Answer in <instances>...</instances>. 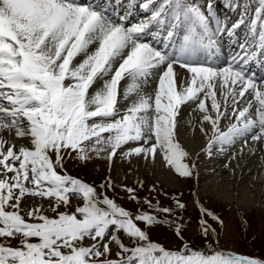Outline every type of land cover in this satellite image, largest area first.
Returning <instances> with one entry per match:
<instances>
[{
	"label": "snow or ice",
	"instance_id": "6c2138e0",
	"mask_svg": "<svg viewBox=\"0 0 264 264\" xmlns=\"http://www.w3.org/2000/svg\"><path fill=\"white\" fill-rule=\"evenodd\" d=\"M155 4L147 0L141 7L151 16L126 26L125 17L113 18L98 0H0V264H264L211 249L208 255L187 243L178 251L165 250L137 223L147 228L162 222L156 215L138 209L133 216L104 194L113 187L111 178L98 192L64 171L65 156L73 153L86 162L90 153L111 161L116 155L155 159L159 152L179 176H191L183 162L188 153L175 139L176 117L189 102L203 113L200 123L211 125L205 151L214 145L223 151L248 136L264 140V80L244 69L257 50L264 52V0L251 21V47L241 45L243 55L223 66L198 57L215 44L199 6L160 0L149 9ZM215 23L221 31L220 21ZM154 24L183 28L182 42L171 51L142 42ZM177 65L188 75L181 78ZM150 80L154 91L145 92ZM232 117L235 122L222 131L221 120ZM200 131L209 135L203 127ZM124 190L137 200L134 189ZM73 196L82 204L72 213L60 211ZM26 197L51 200L55 215H45L42 205L22 207ZM145 203L153 212H171ZM200 211L219 220L202 206ZM200 229L208 235L203 219ZM180 231L177 225V236ZM118 233L134 246L125 245ZM113 243L117 259L110 258Z\"/></svg>",
	"mask_w": 264,
	"mask_h": 264
},
{
	"label": "rangeland",
	"instance_id": "374dc122",
	"mask_svg": "<svg viewBox=\"0 0 264 264\" xmlns=\"http://www.w3.org/2000/svg\"><path fill=\"white\" fill-rule=\"evenodd\" d=\"M192 1L197 3L200 0H189L190 3ZM159 2L160 0L155 7L158 6ZM144 3L139 4V2H136L135 4H139V9H142L141 5ZM200 9L202 10V7ZM235 14L238 18H243L241 12L236 11ZM250 71L254 73L255 69L251 68ZM177 72L183 74L180 70ZM260 80H264V76ZM122 104L124 105V103ZM206 106L211 108L210 100H206ZM121 107L123 109L124 106ZM181 108L186 110V117L183 120L184 134L196 136L193 142V145L195 143L194 147H188L186 143L182 145L181 137L177 128H175L176 141L188 153L183 162L191 167V176H179L171 167L166 166L164 160V167L171 176L155 171L156 163H158V160L156 162L158 154L155 159L151 157L145 158L144 156H132L133 162H138V164L141 161L143 163L147 162V167L150 168L148 169L146 166L141 168L143 172L138 175L141 178L139 182L136 179L128 181L118 178L119 168L123 170V174H128L135 170L136 166L133 162H129L128 158L116 159L115 156L109 161L105 154L97 157L94 153H90L91 159L86 162L77 160L75 153L71 156H65L64 171L96 187L98 192L101 191L99 185L111 178L113 187L103 190L104 194L113 198L117 204L126 210H129L133 216H135L138 209L156 215L162 222L147 228L143 223H137L142 230L147 232L149 241L163 246L165 250L178 251L187 243L191 249L202 251L208 255L211 254L208 251L211 249L231 253L239 257L264 261V162L260 160L258 165L251 167L240 165L241 159L244 157L245 160L246 158L245 153L250 152V157L247 160L256 157V149L251 147L250 142L247 141L245 146L244 141L245 139L248 140V137L237 140L234 145L223 146V151L220 150V145H214L210 153L205 151L211 135L209 133L211 132V125L208 123L201 124L200 121L192 118L193 113L198 112L196 103H192L191 107L183 105ZM228 114L229 116L232 115L231 110H229ZM233 122H235L234 117L232 119H222L220 123L221 130H227L228 126ZM186 124H190V127ZM202 126L208 132V136L200 131L199 127L201 128ZM262 142V147L260 148L261 151H264V140ZM131 146L136 145L133 143ZM206 164L208 165L206 166ZM236 168H241L243 172L239 174ZM57 171H60V169H57ZM213 178L215 179V184L211 181ZM125 188L134 189L137 200L129 199V193L124 190ZM239 190L248 191L253 198L247 203L237 202V192ZM227 192H230L232 196L226 197L225 194ZM242 195L245 198L248 197L243 193ZM30 199H32V202H29ZM145 200L150 201L153 208L158 204L160 209L169 208L171 212L167 214L160 211L153 212L149 209ZM176 200L183 203L185 207L183 209L178 208ZM51 203L52 201L48 199L26 197L22 207L32 206L33 204L42 205L45 210L44 214L52 217L55 213L51 212L49 208ZM81 204L82 200L73 196L71 197V204L68 207L62 205L60 211L72 213ZM201 206L212 212L219 220L202 215ZM202 219L209 226L207 236L203 235L200 229V221ZM177 225L181 229L180 236L176 234ZM213 229L215 230L214 232L212 231ZM118 235L125 245L128 247L134 246L131 238L123 233H118ZM18 240L19 237L16 240H12L11 243L16 245ZM90 243L91 241L87 238L83 241L85 246ZM136 243L144 242L136 241ZM110 247L112 250L110 258L117 259L116 253L119 249L114 243L110 244ZM156 255H159V253H156Z\"/></svg>",
	"mask_w": 264,
	"mask_h": 264
},
{
	"label": "bare ground",
	"instance_id": "6f19581e",
	"mask_svg": "<svg viewBox=\"0 0 264 264\" xmlns=\"http://www.w3.org/2000/svg\"><path fill=\"white\" fill-rule=\"evenodd\" d=\"M98 2L100 3V5L103 8L107 9L108 13H110L113 18H115L116 16L113 14V10L112 11L110 10L112 8V5L115 6L117 8V10H118V7L122 6V4H123L122 0H119V1L116 0L115 3H113L112 0H98ZM133 4H134V0H130L129 6L134 8V6H132ZM132 20H135L134 13L130 12L128 18H125V24L128 23L129 21H132ZM163 27H165V26L163 25ZM239 29L240 28L238 27L235 32L239 31ZM146 32H147V30L145 31V33ZM145 33L142 34L143 38L145 37L144 36ZM173 35H174V30H173ZM173 35L169 38V41H168L169 43L173 42V40H174L173 39L174 38ZM228 35H229V32H227L226 36H228ZM231 38H232V35L229 36V37H219V39L216 40V43L214 44L213 47H211V48L204 47L201 50H205L206 52H210L211 54H214V52H215L217 58L215 57V61L214 62L220 63L221 66H223L229 60H231L233 57L239 58L240 56L243 55V53H235L233 47L237 46L239 41L236 38H234V39H231ZM160 39H162V35L161 36L156 35V36H154V39L152 40V42H158ZM177 40H179V39L177 38ZM174 41H176V39ZM252 42H253V35L249 34L246 37V40H245V42L242 45H248L249 47H251ZM145 43L150 44L149 42H145ZM257 51H258V55L260 56L258 63L259 62H263L264 61V52H261L259 50H257ZM255 62H256V58L254 57L244 66V69H245V71H246V73L248 75H254L256 77V79H257L258 75L260 74V71H259L260 68L259 67H257V69L259 68V70L258 71L256 70L254 74L249 72V69H250L251 65H253V64L255 65ZM246 67H247V69H246ZM178 70L183 72V74H180L181 78L185 77V75H188L186 69H181L177 65L176 66V71H178ZM144 91L145 92H153L154 91V84H153V82L151 80L149 81L148 85H146L144 87ZM217 98H218V100H220V103L222 105L221 110H223V103H224L223 99L221 97H217ZM248 98L251 99V97H248ZM122 103H124L123 100L121 101V106H124ZM243 103L244 102L242 101L241 106H243ZM184 106L191 107L192 103L189 102L188 104H185ZM209 110H210V108H209ZM229 110H231V109L229 108ZM252 111H254V108L252 109ZM211 114L213 116L215 115V113H211ZM202 116H203V113H201L198 110V112L193 113L192 118L194 120L201 121ZM185 117H186V110L184 108H181V110L179 112V115L176 117V121H177L176 128L178 130L179 136L181 137V139H180L181 144L184 145L186 143L188 147H194L195 143L193 145V142L195 141L196 136H194L193 134L185 135L184 132H183V130H185V127L183 125L184 124L183 120L185 119ZM186 125L190 127V124H186ZM199 129H200V127H199ZM209 133H211V132H209ZM241 139H244V138H241ZM247 141L250 142L251 147H254L256 149V153H255L256 157L254 158L255 160L254 159L247 160V158L250 157V154H249L250 152L249 153H245L246 158L244 160V157L242 155L243 159H241L240 165H247L248 167H251V166H254L256 164L258 165L260 163V160H262L264 162V151H261V148H260V147H262V143H263L262 140H260V141H252L250 136H248V140ZM20 142H22V141H17V143H20ZM127 147L128 146L125 147V150H127ZM197 147H199V146L197 145ZM115 157H116V159L125 158V157H122L121 155H116ZM128 160H129V162H133L134 161L132 156L130 158H128ZM157 160H158V163H156L157 167L154 170L155 171H159L161 173H164V175L166 174L167 176H171V174L168 173V171H166V169L164 167V161H163L162 155L159 154V152H158V155H157V158H156V162H157ZM133 163L136 166V168H135L134 171H132V172H130L128 174H126V173L123 174V170L119 168V170H118V174H119L118 178L120 180L121 179H126L128 181H132L133 179H136L138 182L141 181V178H139L138 175L143 172V170L141 168L144 167V166L147 167L148 164H147V162L143 163L142 161H141L140 164H138V162H133ZM207 165L208 164H206V166ZM147 168L150 169L149 167H147ZM236 170H237V172H239V174H241L243 172L241 168L240 169L236 168ZM215 178H217V177H215ZM211 181L213 182V184H215V179L214 178ZM198 186H199V184H198ZM237 193H238L237 194L238 199L236 200L237 202L238 201H242L244 203H247L253 198L252 195H250V193L248 191L247 192H243V191L239 190ZM242 193L247 195L248 197H246V198L243 197ZM225 196L226 197L232 196V194L230 192H227L225 194ZM29 202H32V199H30Z\"/></svg>",
	"mask_w": 264,
	"mask_h": 264
}]
</instances>
